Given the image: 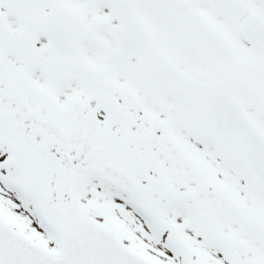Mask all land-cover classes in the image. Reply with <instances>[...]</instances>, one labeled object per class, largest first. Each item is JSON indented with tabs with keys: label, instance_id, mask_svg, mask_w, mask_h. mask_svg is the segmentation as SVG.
I'll return each mask as SVG.
<instances>
[{
	"label": "snow or ice",
	"instance_id": "obj_1",
	"mask_svg": "<svg viewBox=\"0 0 264 264\" xmlns=\"http://www.w3.org/2000/svg\"><path fill=\"white\" fill-rule=\"evenodd\" d=\"M0 264H264V0H0Z\"/></svg>",
	"mask_w": 264,
	"mask_h": 264
}]
</instances>
